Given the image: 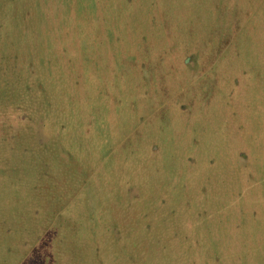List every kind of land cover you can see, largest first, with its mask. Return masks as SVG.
Masks as SVG:
<instances>
[{
	"label": "rangeland",
	"instance_id": "374dc122",
	"mask_svg": "<svg viewBox=\"0 0 264 264\" xmlns=\"http://www.w3.org/2000/svg\"><path fill=\"white\" fill-rule=\"evenodd\" d=\"M0 264H264V0H0Z\"/></svg>",
	"mask_w": 264,
	"mask_h": 264
}]
</instances>
